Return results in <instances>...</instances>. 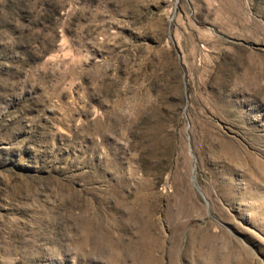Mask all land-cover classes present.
Wrapping results in <instances>:
<instances>
[{
  "label": "rangeland",
  "instance_id": "374dc122",
  "mask_svg": "<svg viewBox=\"0 0 264 264\" xmlns=\"http://www.w3.org/2000/svg\"><path fill=\"white\" fill-rule=\"evenodd\" d=\"M0 264H264V0H0Z\"/></svg>",
  "mask_w": 264,
  "mask_h": 264
}]
</instances>
